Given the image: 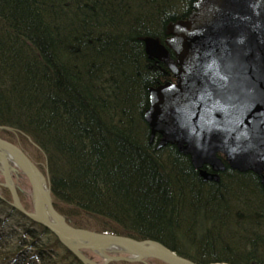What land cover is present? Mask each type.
<instances>
[{
  "label": "trees",
  "instance_id": "trees-1",
  "mask_svg": "<svg viewBox=\"0 0 264 264\" xmlns=\"http://www.w3.org/2000/svg\"><path fill=\"white\" fill-rule=\"evenodd\" d=\"M196 1L0 0V126L40 148L55 208L74 226L154 240L197 264H264L260 176L227 168L204 182L176 146L150 143L144 121L149 89L173 78L144 39L164 43Z\"/></svg>",
  "mask_w": 264,
  "mask_h": 264
},
{
  "label": "water",
  "instance_id": "water-1",
  "mask_svg": "<svg viewBox=\"0 0 264 264\" xmlns=\"http://www.w3.org/2000/svg\"><path fill=\"white\" fill-rule=\"evenodd\" d=\"M194 11L185 21L170 26L167 44L176 53V63L159 41L146 40L149 58L163 62L177 84L150 90L145 120L152 136L160 137L159 147L176 146L190 157L204 181H218V175L209 173L205 166H211L215 173L225 170L218 158L221 154L232 169L261 176L264 188V0H198ZM0 151L18 164L32 185L33 212H28L11 174L0 169L11 205L52 232L83 264L94 263L80 254L81 249L96 251L109 262L155 259L167 264H196L157 241H138L70 226L55 212L51 199L42 198L35 177L37 172L42 173L32 161L1 138ZM45 205L58 222L45 218ZM70 236L86 243L69 244L65 237ZM106 247L130 258L105 254Z\"/></svg>",
  "mask_w": 264,
  "mask_h": 264
},
{
  "label": "rangeland",
  "instance_id": "rangeland-1",
  "mask_svg": "<svg viewBox=\"0 0 264 264\" xmlns=\"http://www.w3.org/2000/svg\"><path fill=\"white\" fill-rule=\"evenodd\" d=\"M170 49L171 54L175 57L174 50L172 48ZM176 60L177 59L175 57V61ZM152 62L157 63V61L155 60ZM160 63L164 64L163 62ZM171 74L173 73L171 72ZM168 79H170V77ZM170 81H174V78L170 79ZM167 82L169 81L166 80L163 83L165 84ZM12 133H15L14 135L19 134L16 132ZM1 134L4 138L12 142L14 141L16 143H20L17 139H15L14 136L11 139V136H9L7 132H1ZM21 145L24 148L25 153L29 154L28 156L38 166V170L44 175L47 182L48 171L45 170L46 162L43 153L40 152L41 150L39 151L35 146H30L26 142L24 144L21 143ZM18 169L19 170L17 172H12L11 174L14 187L17 191L20 202L24 209L28 212H33L32 185L27 179V177L23 174L21 169ZM8 191L9 190L4 186V181L2 177H0V196H3L6 199V202H4L5 204L0 205V234H4L5 238V240L0 243V264H76L73 258L71 259V256L69 257L67 253H65L59 248L60 244L57 242L58 244L56 245L53 237L45 234L43 229H41L40 227L35 226L34 223H32L31 219H29L26 215L22 213L21 216L23 215V217H25L26 219H24L23 217L21 218L19 217L20 215L17 216L18 213L16 214L8 209L7 204L8 202H11V197ZM24 242L25 248L23 251L25 252V254L22 252L23 255H20V259H18L14 255L15 250L19 246L21 247ZM79 252L84 258L94 264L113 263V261L110 263L108 260L98 255L96 251H92L89 249H81ZM38 256L40 257V259L37 258ZM119 256L130 258V255L124 253L120 254ZM15 258H17L18 260ZM13 259L15 260L13 261ZM145 261L148 264H161L159 260L155 259H148Z\"/></svg>",
  "mask_w": 264,
  "mask_h": 264
},
{
  "label": "bare ground",
  "instance_id": "bare-ground-1",
  "mask_svg": "<svg viewBox=\"0 0 264 264\" xmlns=\"http://www.w3.org/2000/svg\"><path fill=\"white\" fill-rule=\"evenodd\" d=\"M185 21V20H184ZM180 22V20H177L176 22H171L170 23V25H169V27H168V38L166 39V41L164 42V43H162L161 41H159V40H157V39H154V38H145L144 39V48H145V53L147 54V50H146V40L147 39H153V40H157V41H159V43L162 45V46H165L166 48H169V46H166V43H167V40L170 38V26H172V25H174V24H177V23H179ZM148 42V41H147ZM147 56H148V54H147ZM148 58H149V56H148ZM149 60L150 61H154V60H151L150 58H149ZM173 60V59H172ZM173 62H175L176 63V61H174L173 60ZM155 64V63H154ZM167 70H168V73L170 74V76H171V72L172 71H170L169 70V68L167 67ZM165 75H167V74H165ZM167 77H169L168 75H167ZM157 86H155V87H151L150 89H155ZM149 89V90H150ZM149 102H150V96H149ZM149 107H150V103H149ZM149 107L148 108H145L144 109V114H143V117H144V121H145V123L147 124V122H146V120H145V115H146V112H147V110L149 109ZM147 126H148V124H147ZM149 127V126H148ZM14 132H16V133H18V131H16V129L14 130V129H12ZM150 130V129H149ZM28 140H30V141H32L31 139H28ZM157 140V137L156 136H152V134H151V131H150V143H153L154 141H156ZM157 142H158V140H157ZM11 144H13V145H15L18 149H20L23 153H25V150H24V148L21 146V145H19V144H17L16 142H12L11 141ZM163 147H159V143H157V147H156V149L159 151V150H161ZM177 150H178V152L180 153V154H182V155H185V153H182L178 148H177ZM189 157V156H188ZM221 161H222V163L225 165V170L223 171V172H219V173H215V172H209V173H212L214 176H216V175H218L217 177H218V181L216 182V181H204V179H203V181L204 182H210V183H219L221 180H222V174L227 170V168H230V169H232L230 166H229V164L227 163V161H225L223 158H221V157H218ZM45 162H46V160H45ZM210 166H205L204 167V169L205 170H207V171H209V168ZM5 169L4 171L5 172H7L9 175L10 174H12V172H15V171H17L18 170V164L13 160V159H11L10 157H7V156H5L4 154H2L1 153V151H0V169ZM45 170L46 171H48L49 170V165H48V163H46L45 164ZM232 170H234V169H232ZM234 171H237V170H234ZM237 172H239V171H237ZM239 173H241V172H239ZM243 174V173H242ZM49 175V174H48ZM199 176H200V172H199ZM11 177H12V175H11ZM35 177H36V180H37V182H38V185H39V188H40V194H41V196H42V198L44 199V200H50L51 199V202H52V204L55 206V204H57L58 205V202H55V199H54V196H53V192H52V188H51V177L50 176H48V181L50 182V186H49V182L47 181L46 182V179H45V177H44V175L43 174H39L38 172L35 174ZM59 206H60V203H59ZM58 210L55 208V212H57ZM43 214H44V216H45V218L48 220V221H50L51 223H54V222H58V217H56V215L48 208V206H44V208H43ZM57 214V213H56ZM80 214V213H79ZM62 216H64L65 218H66V215L65 214H63ZM61 216V217H62ZM84 215L83 214H80V219H79V222H80V220H83L82 222H83V224H84V221H85V219H84ZM67 219V218H66ZM72 220H68L67 221V223L70 225V226H72V227H74V228H77V229H81V230H89V231H95V230H92V229H87L86 227H79V226H74V224L71 222ZM96 225V224H95ZM96 226H99V224H97ZM98 228V227H97ZM51 234H52V232H50ZM99 233H101V232H99ZM56 237V236H55ZM66 238V240H67V242L69 243V244H72V245H76V244H82V245H84L85 243H86V240H83V239H81V238H77V237H74V236H70V237H65ZM130 238H133V237H130ZM56 239H57V241H58V243L61 245V243H60V241L58 240V238L56 237ZM133 239H135V240H140V239H137V238H133ZM146 240H150V239H146ZM151 241V240H150ZM154 241V240H153ZM58 243H56V245L58 244ZM162 244V243H161ZM164 245V244H163ZM165 246V245H164ZM166 247V246H165ZM166 248H168V247H166ZM151 249H153V247L151 248ZM169 249V248H168ZM171 250V249H170ZM172 251V250H171ZM114 253H119V254H121V252L120 251H117L116 249H113V248H110V247H106V252H105V254H110V255H112V254H114ZM177 254V253H176ZM223 254H225V252H223V253H215L214 255H208V256H206L207 258H209V259H216V258H219V257H221V256H224ZM234 255V254H233ZM178 256H180V255H178ZM136 257V259H137V256H135ZM180 257H182V256H180ZM38 259H40V257L38 256L37 257ZM232 259H235V257H232ZM161 262V264H167V263H165V262H162V261H160ZM216 264H223V263H216Z\"/></svg>",
  "mask_w": 264,
  "mask_h": 264
}]
</instances>
